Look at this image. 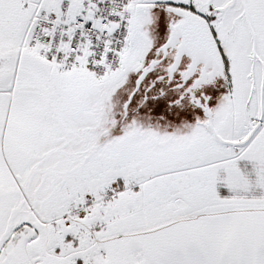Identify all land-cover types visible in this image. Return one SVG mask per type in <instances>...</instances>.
Here are the masks:
<instances>
[{
    "label": "snow or ice",
    "instance_id": "1",
    "mask_svg": "<svg viewBox=\"0 0 264 264\" xmlns=\"http://www.w3.org/2000/svg\"><path fill=\"white\" fill-rule=\"evenodd\" d=\"M0 264H264V0H0Z\"/></svg>",
    "mask_w": 264,
    "mask_h": 264
}]
</instances>
